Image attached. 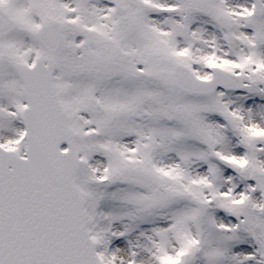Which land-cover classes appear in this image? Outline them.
<instances>
[{"label":"snow or ice","instance_id":"snow-or-ice-1","mask_svg":"<svg viewBox=\"0 0 264 264\" xmlns=\"http://www.w3.org/2000/svg\"><path fill=\"white\" fill-rule=\"evenodd\" d=\"M0 264H264V0H0Z\"/></svg>","mask_w":264,"mask_h":264}]
</instances>
